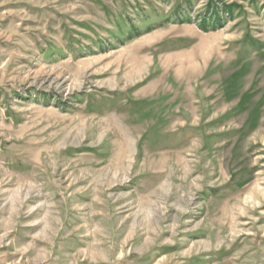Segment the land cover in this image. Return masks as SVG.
<instances>
[{
	"label": "rangeland",
	"instance_id": "obj_1",
	"mask_svg": "<svg viewBox=\"0 0 264 264\" xmlns=\"http://www.w3.org/2000/svg\"><path fill=\"white\" fill-rule=\"evenodd\" d=\"M0 264H264V0H0Z\"/></svg>",
	"mask_w": 264,
	"mask_h": 264
}]
</instances>
